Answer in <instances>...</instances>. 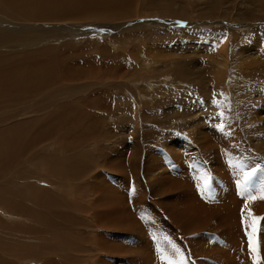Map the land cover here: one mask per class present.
<instances>
[{"label":"rangeland","instance_id":"374dc122","mask_svg":"<svg viewBox=\"0 0 264 264\" xmlns=\"http://www.w3.org/2000/svg\"><path fill=\"white\" fill-rule=\"evenodd\" d=\"M155 1L174 14L134 0L129 18L25 22L0 7V77L27 69L0 100V135L19 140L0 166V264H254L264 0ZM36 75L51 85L19 100ZM255 239L264 264V219Z\"/></svg>","mask_w":264,"mask_h":264},{"label":"bare ground","instance_id":"6f19581e","mask_svg":"<svg viewBox=\"0 0 264 264\" xmlns=\"http://www.w3.org/2000/svg\"><path fill=\"white\" fill-rule=\"evenodd\" d=\"M9 3L10 4H16V5H13L14 8H11V7H8L6 3ZM8 1H1L0 3V7L5 11V12H9V13H12V15H16L17 18L23 20V21H29V22H55V21H65V20H74V19H77V18H88V17H91V16H95V14H99L101 13L102 11L105 12V14H109V17L108 18H113V17H122L123 18H129V17H132V16H135L137 15L136 14V11H134V9L132 8L135 4L134 0H8ZM149 1V0H148ZM153 2L150 4L152 6V8L157 12V14L161 13L162 15L164 16H172V14H174V11L172 9V7H170L169 5H166L164 6L163 8H160V2H156L155 0H152ZM26 2H29V3H26ZM134 2V3H133ZM137 2V1H136ZM6 5L7 7L5 6H2V5ZM12 6V7H13ZM16 6V8H15ZM0 8V10H2ZM107 18V19H108ZM38 44V43H37ZM36 43H32V45H37ZM2 46H0V48H2ZM36 47V46H35ZM44 47V46H43ZM48 48V47H46ZM45 49V48H44ZM51 49V48H50ZM41 51H45L42 49H40ZM35 50H33L34 52ZM37 51V50H36ZM35 51V52H36ZM40 51V54L43 53ZM47 51V50H46ZM45 51V52H46ZM21 52V51H20ZM19 52V54H20ZM33 52L31 51L30 53L33 54ZM51 52H52V49H51ZM39 55V52H37ZM17 54V52H16ZM22 54V53H21ZM46 54V53H45ZM44 54V55H45ZM48 54V53H47ZM25 55L26 57L28 56L27 53L23 54ZM43 55V54H42ZM41 55V56H42ZM43 55V56H44ZM8 56V55H7ZM46 56V55H45ZM48 56V55H47ZM53 56V52L51 54V56L49 57V59H44L43 60V63L45 62H48L49 64H51L52 66V70H53V67L55 68L54 64L57 62L56 60H51L50 58ZM55 56V55H54ZM3 57V59H0V60H3V61H6V65H5V68L6 66H8L10 63L9 59L6 60L5 59V56H1ZM30 58V56H28ZM27 57V62L29 61V58ZM40 57V56H39ZM57 57V56H56ZM10 58V57H9ZM20 58V56H19ZM43 59V57H41ZM48 58V57H46ZM18 59V58H17ZM21 59V58H20ZM53 59V58H52ZM55 59V58H54ZM12 60V59H11ZM26 61V59H24ZM23 60V61H24ZM31 60V58H30ZM37 60L39 61V59L37 58ZM19 61V60H18ZM61 61V60H60ZM25 62V63H27ZM24 63V64H25ZM31 63V62H30ZM42 63V65H44ZM40 64V62H39ZM48 66V64H45ZM57 65V63H56ZM31 66V64H30ZM39 65H37L38 67ZM58 66V65H57ZM35 67V66H34ZM30 69L33 68V67H29ZM28 68V69H29ZM42 68V67H41ZM50 68V67H49ZM17 69V67H16ZM26 69V68H25ZM24 69V70H25ZM40 69V68H38ZM37 69V70H38ZM47 69V67H46ZM58 69V68H57ZM9 70V69H8ZM15 69H13L14 71ZM23 68L21 70L20 69H17L15 70V73L14 72H10L5 74V75H1L2 77H0V81L2 83H0L1 85V88H0V100L2 98H4V95L5 93H8L6 91H9L11 92L10 94H8L5 98H7V100L9 98L12 99V97L14 95H16L18 88L15 84H18L20 85L21 82H19V78H22V80L24 81V86L27 82L26 80V77L21 73V72H24ZM27 70V69H26ZM33 70V69H32ZM43 70V73H41L42 75L44 74V69ZM40 70V71H42ZM39 71V70H38ZM38 71H35L34 72H38ZM55 71V70H54ZM5 72V71H4ZM8 72V71H6ZM29 72V70H28ZM31 72V71H30ZM179 72V71H178ZM20 73L25 77L21 76ZM27 73V72H26ZM32 73V72H31ZM35 73V74H36ZM47 73V72H45ZM50 73V72H49ZM48 73V75H49ZM185 74V72H182ZM179 74V76H182L183 74ZM39 74V72L37 73ZM52 74V73H51ZM50 74V75H51ZM29 75V74H27ZM34 75V74H33ZM49 75V76H50ZM54 75V74H53ZM44 76V75H43ZM46 76V75H45ZM28 77V76H27ZM47 77V76H46ZM49 78V77H48ZM44 79V78H43ZM41 77V75H36V77L34 76H29L28 78V82H30L29 84H31V82L35 81L36 82V85L34 87H32V91H28L27 89H25L26 93H23L21 94L22 96L20 97L19 100H21L25 95L27 96V92L31 93V94H36L34 92H39L41 90V87L40 86H50L51 83H49V81H47V78H46V81H44ZM50 79H51V76H50ZM6 80H8L9 82H6ZM49 80V79H48ZM34 82V83H35ZM6 85V86H4ZM53 86V85H52ZM25 88V87H24ZM27 88V87H26ZM35 90V91H34ZM45 90V87L44 89ZM33 92V93H32ZM41 93V92H40ZM19 96V95H18ZM17 98V96H16ZM13 100V99H12ZM15 100V99H14ZM38 111V110H36ZM9 124V123H8ZM23 125V123H20L19 125H15V126H12L10 128V132H11V135H10V138L13 137V133L14 132H17L18 128H21V126ZM9 126V125H8ZM20 126V127H18ZM9 128V127H8ZM51 128V127H50ZM6 129V128H5ZM8 131V132H9ZM1 134H4V133H1ZM5 135V134H4ZM4 135H0V166L2 164H6L5 162V159L2 157L4 156V153L6 151L4 150H7L9 148H12L14 144H17V143H13L14 141H19L18 139H16L15 137H13L11 139V142H9V140H5L4 141ZM8 135V134H7ZM19 136V135H18ZM19 138V137H18ZM33 140V139H32ZM35 140V139H34ZM146 140V139H145ZM26 141V140H25ZM38 141V140H37ZM33 144L34 142L31 141ZM30 142V143H31ZM4 152V153H3ZM11 152V151H10ZM14 154V152H12ZM12 153H10V156L13 155ZM47 156V155H46ZM13 157V156H12ZM49 158V157H48ZM162 158V157H161ZM177 158V157H176ZM9 159V158H8ZM21 160V158L19 159ZM18 160V161H19ZM47 161V160H46ZM17 162V161H16ZM19 163V162H17ZM24 163V162H23ZM48 163V162H47ZM50 163V161H49ZM48 163V164H49ZM3 167V166H2ZM9 170V169H8ZM9 174V173H8ZM7 174V176H8ZM1 179V178H0ZM34 201V200H33ZM34 203V202H33ZM39 203V202H38ZM60 203V201H59ZM42 204V201L41 203ZM62 204V203H61ZM38 205V204H37ZM36 206V205H35ZM226 261V260H225Z\"/></svg>","mask_w":264,"mask_h":264},{"label":"snow or ice","instance_id":"6c2138e0","mask_svg":"<svg viewBox=\"0 0 264 264\" xmlns=\"http://www.w3.org/2000/svg\"><path fill=\"white\" fill-rule=\"evenodd\" d=\"M253 175H255V170L247 172V174L245 175V180L247 181V180L251 179V177ZM204 187L205 188L208 187V181L207 180L204 181ZM198 188H199V186H198ZM257 198H259L261 200H264V190L261 191V194L259 195V197L254 196V195H248L247 196V200L248 201H254ZM247 208H248V205L246 203L245 204V209H247ZM242 216H243V212H242ZM248 217H250L251 220H252V223H251V229H252V231L250 233H248V235H249V245H250L251 251L253 253V261H254V264H261V257L259 255L257 241L255 239V233L257 231V227H258L259 221L261 219H264V218L255 217L251 213L250 210L248 211ZM245 223H246V220H245ZM177 251H179V249H177ZM169 264H174V262L171 261V260H169ZM181 264H183V257L181 258Z\"/></svg>","mask_w":264,"mask_h":264}]
</instances>
